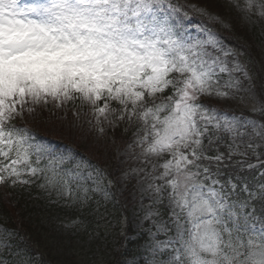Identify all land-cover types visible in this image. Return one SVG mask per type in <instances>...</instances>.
<instances>
[{
  "label": "snow or ice",
  "instance_id": "obj_1",
  "mask_svg": "<svg viewBox=\"0 0 264 264\" xmlns=\"http://www.w3.org/2000/svg\"><path fill=\"white\" fill-rule=\"evenodd\" d=\"M234 6L258 8L264 17L257 0ZM177 12L170 0H0V184L27 185L34 181L24 177L42 176L41 188L72 197L75 185L86 197V177L63 168L64 157L45 154L27 127L13 123L50 100L57 107L79 100L97 126L136 120L145 163L163 160L152 165L148 186L154 203L167 198L175 235L152 244L150 264H264V215L255 203L264 212V183L251 187L239 174L264 168V152L257 151L264 148V122L198 102L228 96L217 87L219 74L241 67L229 68L208 50L218 49L213 37L186 34ZM238 83L230 78L224 87ZM221 131L231 140L226 151L214 148L224 140ZM250 154L257 163L247 162ZM235 156L244 159L232 163ZM164 225L158 231L167 233ZM0 243H7L6 233ZM162 249L167 259L156 258Z\"/></svg>",
  "mask_w": 264,
  "mask_h": 264
},
{
  "label": "rangeland",
  "instance_id": "obj_2",
  "mask_svg": "<svg viewBox=\"0 0 264 264\" xmlns=\"http://www.w3.org/2000/svg\"><path fill=\"white\" fill-rule=\"evenodd\" d=\"M219 1L230 8L238 16L240 24L253 34L254 43L260 50L258 58H254L255 64L259 65L260 71H264V17L258 15L260 10L254 8L252 12H246L243 8L234 6L236 0ZM238 2L243 5L244 0H238ZM257 2L264 3V0H257ZM172 5L178 9V12L173 15L180 20L181 28L186 34L199 40H208L210 36L213 37L218 49L209 45L208 50L212 51L214 55H219L229 68H232L237 63L241 67L240 71L232 72L231 74H219V85L217 87L221 91L227 92L228 96H202L201 98L211 99L214 103L213 107L220 109L230 117L234 115L242 120L257 122L252 118L244 117L238 112L242 109H256L261 102L255 85L252 86L248 68L242 61L244 52H238V54L232 48L225 46L215 31L207 29L202 25L190 24L191 21L188 17L175 4ZM195 10L203 12L202 8H196ZM225 52L229 54L224 55ZM230 78L239 81V83L231 88L224 87ZM19 118L24 125L23 127H27L30 130L32 134L31 142L41 148L45 154L50 153L56 157H64L66 166L62 165V167L72 169L73 171L79 170L86 177L84 188L88 190L85 197L83 188L76 190L75 185H73L72 197H61L55 191L50 192L48 189L39 186L44 183L42 176L24 177L34 182L27 185L22 184V186H25L24 193L27 197L24 198L20 208L18 206L19 214L26 219L30 215L35 220H37L35 215L39 214L44 219L49 215L53 206L55 210L61 209L62 213L68 211L74 218L68 225L74 227L76 225L75 221H78L77 215H91L99 211L97 203L100 198L107 199L110 196V185H114L122 201L123 208L129 214L128 218L126 216L122 218V233L118 235V231L115 229L118 226L114 224L112 219L108 220L107 225L110 230L106 228L101 235H98L96 232H89L87 235L82 234L71 244L72 247L69 248V252L67 250L68 256L69 258L71 257L72 262L75 264H105L112 256L114 258L112 264H150L153 258L150 251L152 244L157 241H165L175 235L174 228L170 222V214H168L169 222L166 225H164L166 218L161 214H156L158 213L157 208L153 206V203L157 199V194L148 186L152 183L151 178L148 176V173L152 172V165L154 163H163V160L149 158L151 162L145 163L142 156V148L136 143L137 139L127 144L125 142H118L116 138H111V136L105 134V130L113 127L117 122L112 124L102 123L100 126H97L90 106L81 104L79 100L75 102L69 101L59 107H57L55 101L50 100L46 105L41 104L36 106L34 113L25 111L24 115ZM101 127L103 131H100ZM61 141L69 143V147L82 149L96 158L107 169H111L112 164L116 166V162H118V168L112 170L116 177L115 183L113 180L109 183L103 176L92 172L87 166H81L78 160L69 164L68 161L74 159L69 154V148L64 152L55 150L58 149ZM257 151L263 152L264 148H258ZM76 165H80V168L77 169ZM159 171L157 170L152 175H159ZM40 178L42 182L39 183ZM98 179L100 180L99 190L95 183ZM156 183H161V181H156ZM150 212L152 215H149ZM128 221H130V227L135 235L146 233L144 246L137 255L131 254V251H124V243L123 248L121 250L118 249L120 244H118L117 239L121 238L123 233L126 235ZM109 222L112 224H109ZM28 225L31 226L29 223ZM162 225L168 227L170 230L167 233L158 231V228ZM54 226H56L54 221L39 222V229L41 230L50 227L54 229ZM102 226L105 227V225ZM2 229L3 226H0V230ZM47 234L49 236L55 235V232L49 231ZM126 237L131 240L135 238L132 234H128ZM66 243L68 241H64L61 238L59 245L64 248ZM54 247L55 249L58 248V246ZM166 250L162 249L160 254ZM116 251H121L118 258H116V255L114 256Z\"/></svg>",
  "mask_w": 264,
  "mask_h": 264
},
{
  "label": "trees",
  "instance_id": "obj_3",
  "mask_svg": "<svg viewBox=\"0 0 264 264\" xmlns=\"http://www.w3.org/2000/svg\"><path fill=\"white\" fill-rule=\"evenodd\" d=\"M191 3H197L209 9L211 13L215 14L220 23L217 25L218 28H223L226 32L231 33L233 38L238 42L239 46H244V51L248 53V58L250 63L253 64V70L259 76V89L261 93L262 106H264V71H260L255 64L256 55L260 52L259 48L254 43V36L246 27H243L240 24L239 18L236 14L231 12L228 8L219 4L214 0H187ZM231 39V38H230ZM260 108V109H261ZM256 117L264 122V111H259L256 114ZM264 160V156L261 157ZM236 160H233L232 163H235ZM239 171V167L233 169L229 168L228 172ZM264 171V170H263ZM258 173V170L256 171ZM253 170H248L245 168L243 171H240L239 174L242 178H247L249 183H252L254 175L256 173ZM256 180H259L260 183H264V177L260 175H255ZM107 208L100 207L99 212L93 215L84 214L82 218L76 222L75 226H69L70 221L74 218L65 214L63 216L51 215L42 219V215H35V218H32L30 215L27 219L20 220L19 216H16L15 211L10 207L8 201L5 197H2L0 194V213L4 214L7 219V225L12 234V242L10 257L5 253L4 258L0 257L2 261H10L16 259L17 257H22L28 262V264H75L72 262L71 257L69 258L67 250L72 247V243L75 242V239L82 236V234L87 235L89 232H96L98 235H101L105 229H109L107 225L108 220H113L116 222V226H121L119 223L120 218H122V212H118L119 209L116 207L117 211L113 208L112 205L106 204ZM42 219V220H41ZM41 221H54V229L43 228L44 230L39 229V222ZM28 223L31 225L29 226ZM36 224V225H35ZM59 226L57 227V225ZM109 224H112L109 222ZM102 225H105L103 227ZM64 226V227H63ZM42 228V227H41ZM49 231L55 232V235H48ZM57 234V235H56ZM58 236V237H57ZM61 238L68 243L65 244V247L62 248L59 243H61ZM123 238H119V241H122ZM54 246H58L55 249ZM119 252H115L114 256L118 258ZM114 260L113 256L105 264H112ZM85 264V263H81ZM104 264V263H102Z\"/></svg>",
  "mask_w": 264,
  "mask_h": 264
}]
</instances>
